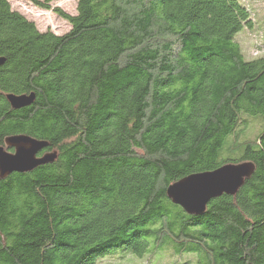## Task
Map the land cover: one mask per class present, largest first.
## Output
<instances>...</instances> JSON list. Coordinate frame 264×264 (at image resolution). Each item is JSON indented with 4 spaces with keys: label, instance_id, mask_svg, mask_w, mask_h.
I'll return each mask as SVG.
<instances>
[{
    "label": "trees",
    "instance_id": "trees-1",
    "mask_svg": "<svg viewBox=\"0 0 264 264\" xmlns=\"http://www.w3.org/2000/svg\"><path fill=\"white\" fill-rule=\"evenodd\" d=\"M10 1L0 0V146L26 134L56 158L0 179V264L116 253L148 264L163 247L191 254L169 264H264V20L253 6L77 0L74 14L53 9L69 25L56 34ZM242 30L259 54L243 55ZM7 94L34 100L13 109ZM250 124L260 127L245 139ZM243 161L252 176L203 215L166 196L184 176Z\"/></svg>",
    "mask_w": 264,
    "mask_h": 264
},
{
    "label": "water",
    "instance_id": "water-1",
    "mask_svg": "<svg viewBox=\"0 0 264 264\" xmlns=\"http://www.w3.org/2000/svg\"><path fill=\"white\" fill-rule=\"evenodd\" d=\"M6 99L13 109H18L31 104L34 94H7ZM46 146V142L26 134L6 137L4 146H0V179L14 172L23 173L53 162L55 152L39 155ZM254 169L252 162L243 161L226 163L212 171L189 174L170 184L166 188V196L186 214L200 216L212 199L224 194L234 196L245 180L252 176Z\"/></svg>",
    "mask_w": 264,
    "mask_h": 264
},
{
    "label": "rangeland",
    "instance_id": "rangeland-1",
    "mask_svg": "<svg viewBox=\"0 0 264 264\" xmlns=\"http://www.w3.org/2000/svg\"><path fill=\"white\" fill-rule=\"evenodd\" d=\"M46 3L45 0H40ZM76 1L77 0H50L49 6L50 9H43L36 7L32 3L27 0H11V7L14 10L22 13L25 17L29 20H32L37 28L41 31L50 29L52 32L56 34H63L69 30L68 23L62 19L58 14L53 12L54 8H60L62 11L74 14L76 12ZM245 1V0H242ZM247 4H251L255 12H257L261 18L264 20V0H246ZM253 35L247 33L245 31H240L237 36L236 40L240 43L242 48V53L245 57H252L259 54V51L256 50L253 46L255 40H253ZM256 39V38H255ZM258 39V38H257ZM263 40V39H262ZM260 124H250V127L246 131L243 138L250 139L253 138L254 135L259 130ZM180 255V256H179ZM191 254L183 253L177 254L173 252L171 247H163L156 251V253L151 257L148 264H169L172 262L182 263L186 260H190ZM119 253H116L113 256L106 257L104 259L99 260L98 264L101 262L106 264L107 262L111 261L110 264H144L147 255L143 257H125L122 259ZM111 259V260H110ZM194 258L191 257V260ZM187 264H195L194 261L188 262Z\"/></svg>",
    "mask_w": 264,
    "mask_h": 264
}]
</instances>
